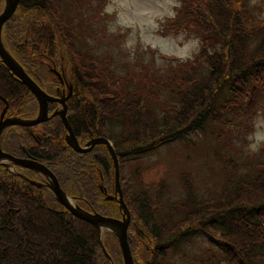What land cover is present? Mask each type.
Listing matches in <instances>:
<instances>
[{
	"label": "trees",
	"instance_id": "trees-1",
	"mask_svg": "<svg viewBox=\"0 0 264 264\" xmlns=\"http://www.w3.org/2000/svg\"><path fill=\"white\" fill-rule=\"evenodd\" d=\"M60 1L63 0H20L2 26V41L25 72L52 94L56 93L54 84L48 81L56 77L49 67L65 72L72 86L66 100L67 120L80 142L98 136L114 139L120 184V162L124 157L141 155L189 132H205L208 124L214 127L216 138L220 139L225 127L231 137L240 136L252 117L264 114V16L255 13L252 0H179L165 27L194 31L200 38V49L190 60L175 63L174 58H168L173 63L170 74L182 77L177 84L168 78L169 73L163 78L138 66L132 73L115 76L109 64L106 67L92 56L91 49L84 54L76 50L81 35L71 25L64 26L60 18L57 26L67 31L69 39L64 33L59 35L57 63V51L50 45L54 40L47 41L43 35L49 29L44 17L51 13L53 5V15L60 16ZM80 2L73 1L77 7H81ZM17 16L20 20L11 24ZM35 23L44 26L36 28ZM30 36L35 37L32 40ZM44 40L50 43L47 48L42 46ZM160 90L169 97L161 98ZM3 99L7 102V116L28 118L37 113L31 92L0 60V112L5 106ZM54 108L56 104H50L49 110ZM236 118L244 120L238 124ZM109 121L118 125L115 134L109 132ZM35 127L45 132L34 139ZM66 133L59 115H53L34 127H5L0 134V148L12 156L30 154L44 163L73 203L103 215H118V203L105 197L106 193L112 194L114 184L107 148L98 144L88 152H75L65 142ZM224 145L231 147L227 139ZM262 150L249 153L250 161L245 163L243 173L235 163L231 165L228 153L219 154L224 168L230 169L226 170L230 176L224 194L207 202L196 198L187 183V200L173 204L175 216L179 214L175 222L168 218L163 223L155 222L149 199L140 195L132 199L128 194L129 201L125 203L129 211L132 207L153 239L144 262L150 264L151 256L162 255L166 247L177 246L179 240L181 245V240L205 234L215 248L211 255L218 264L223 260L227 264H264ZM240 153L244 154L242 150ZM124 189L121 184L125 201ZM107 232L110 233L104 234ZM127 239L131 249L128 235ZM108 253L116 264L110 249ZM0 264L111 262L102 252L95 227L72 215L46 187L23 180L0 163Z\"/></svg>",
	"mask_w": 264,
	"mask_h": 264
},
{
	"label": "rangeland",
	"instance_id": "rangeland-1",
	"mask_svg": "<svg viewBox=\"0 0 264 264\" xmlns=\"http://www.w3.org/2000/svg\"><path fill=\"white\" fill-rule=\"evenodd\" d=\"M73 1H60V16L53 15L52 11L56 10L53 5L51 13L44 17L50 30L43 29V37L47 41H54L50 44L44 40L42 46L47 48V44H50L56 49L57 53L54 55H57V63L60 44L57 39L61 33L69 39L67 31L57 26V19L60 18L64 26L71 25L75 32L80 33L78 42L75 41L76 50L81 49L84 54L88 48L91 49L92 56H96L100 64L104 62L106 67L109 64L108 67L115 76L132 73L134 66H138L147 73L154 72L163 78L169 73L168 78L176 84L183 81L179 80L182 77H177L178 74H170L169 67L173 63L168 58H174L175 63L192 59L200 49V38L192 30L175 31L171 27H165L167 18L174 15L179 0H81V7H77V3L74 4ZM251 5L255 6V13L264 16V0H252ZM2 7L3 0L0 11ZM18 20L20 18L17 16L11 24H17ZM42 25L44 26L43 23H35L36 28ZM30 37L33 40L35 36ZM82 62L87 64L86 59H82ZM159 95L164 99L169 97L164 90H160ZM241 119L236 118V123L239 124ZM249 122V127L240 136L231 137L230 130L221 127L222 135L220 139L216 138L214 127L208 124L205 132H189L146 153L119 160L121 184L125 187L124 202L129 201L128 194L132 199H139V195L148 198L155 222L163 223L165 218L174 222L179 219V214L175 216L177 212H174L173 204L187 200V183H190L192 194L196 198L210 202V199L220 197L227 188L226 179L230 174L226 170L230 169L224 168L220 159L223 160V156L220 157L219 154L228 153L231 156V165L235 163V167L242 172L246 167L245 163L250 161L249 153L258 154L264 146L263 112H259ZM107 125L110 134L118 131L116 122L109 121ZM226 139L231 147L224 145ZM113 140H110L111 144ZM262 151L264 154V149ZM47 205L54 207L52 203ZM129 214L127 235L131 239L133 261L135 264H146L144 261L149 251L147 247L153 246V239L148 236L132 207ZM109 234L102 233V244L108 251L110 249L116 264H122L118 245ZM206 236L201 234L190 241L181 240V245L179 240L177 246L166 247L162 255L151 256L150 264H218L211 255L215 248L210 237ZM220 264L227 263L223 260Z\"/></svg>",
	"mask_w": 264,
	"mask_h": 264
},
{
	"label": "water",
	"instance_id": "water-1",
	"mask_svg": "<svg viewBox=\"0 0 264 264\" xmlns=\"http://www.w3.org/2000/svg\"><path fill=\"white\" fill-rule=\"evenodd\" d=\"M20 0H3V7L0 11V60L5 65V67L10 71V73L16 77L23 85H25L28 90L34 95L38 102V113L33 119H22L17 117H4V110L6 106L3 108L0 114V134L2 130L10 125H34L40 122H43L49 118L47 114V105L50 101L57 100L59 101L61 107L54 112L58 114L63 125L65 126L67 133L65 135L66 143L77 152H88L91 147L95 144H104L109 152L111 157L113 168H114V194L108 195L107 198H113L118 203V208L121 211V218L105 216L103 214L98 213L97 211H89L86 210L79 205L72 202L71 197L67 195L59 186V183L55 176L50 172V170L44 166L43 164L34 161L27 160L23 158L14 157L6 152H3L0 148V163H4L5 161H9L13 165H20L23 167H27L37 171L40 174H43L47 177L48 182L44 187H46L51 194L54 196L56 201L61 204L64 208H66L72 215L75 217L84 220L91 224L97 230L99 237V244L101 246L102 252L105 254L106 258L112 263L111 257L106 250L105 246L102 244L101 235L104 231H109L115 238L118 243L123 264H134L132 252L127 239V227L130 220L129 209L122 197V190L119 182V165L116 153L113 149V146L107 138L104 137H94L90 138L86 143L85 147H81L78 144V140L76 139L73 130L67 120L66 117V100L70 96L71 86H68V93L61 97L56 98L54 96L49 95L45 91H43L39 85L25 72L23 67L19 64V62L10 54V52L6 49L3 44L1 31L3 24L9 20V18L15 12ZM4 100V99H3ZM5 104L7 102L4 100ZM31 183L42 185L41 183L35 182L31 180Z\"/></svg>",
	"mask_w": 264,
	"mask_h": 264
},
{
	"label": "flooded vegetation",
	"instance_id": "flooded-vegetation-1",
	"mask_svg": "<svg viewBox=\"0 0 264 264\" xmlns=\"http://www.w3.org/2000/svg\"><path fill=\"white\" fill-rule=\"evenodd\" d=\"M49 69H51L52 71H53V74L55 75V77H56V80L55 79H52V82L51 81H48V84H54V92H56V93H54V94H52V93H50V92H48V91H46V90H44L43 89V87L40 85V83L38 82H36L35 81V78L34 77H32V76H30L38 85H39V87L43 90V91H45L46 93H48L49 95H51V96H54V97H56V98H61V97H63V96H65L67 93H68V91H69V89H68V86H71L70 84H69V80H68V78L66 77V75H65V72L63 71V70H61V71H58V70H56L55 68H50L49 67ZM27 73V72H26ZM28 74V73H27ZM28 75H30V74H28ZM40 82H42V83H46L47 81H40ZM32 94V93H31ZM57 94V95H56ZM71 94H72V86H71V90H70V96H71ZM32 96H33V98H34V100H35V102H36V107H37V113H38V102H37V100H36V98L34 97V95L32 94ZM69 96V97H70ZM68 97V98H69ZM52 103H55L56 104V108H54V109H52L51 111L49 110V106H50V104H52ZM5 106H6V108H7V104H5ZM4 106V107H5ZM60 103H59V101H57V100H54V101H50L49 103H48V105H47V114H48V116H49V118L48 119H50L51 118V116H53V115H58V114H55L54 112H56L59 108H60ZM3 107V108H4ZM3 108H2V110H3ZM2 110H1V112H2ZM5 111H6V109L4 110V117H17V118H20V117H18V116H7L6 114H5ZM1 112H0V114H1ZM66 112H67V105H66ZM37 113L34 115V116H31V117H28V118H22V119H33V118H35L36 117V115H37ZM47 119V120H48ZM47 120H45V121H47ZM45 121H43V122H45ZM40 123H42V122H40ZM40 123H37V124H34V125H27L28 127H34V126H37L38 124H40ZM18 126H23V125H18ZM43 128H44V126H43ZM42 128V129H43ZM3 131V130H2ZM34 131H35V134H33L34 136H33V138L35 139V137H37V136H39V135H42L43 133L42 132H45V129L44 130H41V131H39L38 129H36V127L34 128ZM2 133V132H1ZM74 133V132H73ZM75 135V134H74ZM75 137H76V139L78 140V144L81 146V147H85V143L90 139V138H88L85 142H80V139H78L77 138V136L75 135ZM92 138H94V137H92ZM64 139H65V137H64ZM66 142V141H65ZM67 144V143H66ZM100 144H102V143H100ZM96 145H98V144H95V145H93L92 147H91V149L90 150H92ZM104 145V144H103ZM106 147V146H105ZM2 150V149H1ZM3 152H6V151H4V150H2ZM75 152H77V151H75ZM6 153H8V152H6ZM79 153H82V152H79ZM109 153V152H108ZM9 154V153H8ZM11 155V154H10ZM14 157H18V158H23V159H27V160H34V161H37V162H39V163H41V164H43L44 165V163H42V162H40V161H38V160H36V159H34L33 157H31V155L30 154H28V155H25V156H14ZM111 158V157H110ZM2 164H4V166L7 168V169H9V170H12L13 172H15L16 174H18L23 180H25V181H27V182H29V183H31V180L32 181H35V182H40L43 186L44 185H46V183L48 182V180H47V177L46 176H44L43 174H40V173H38L37 171H35V170H33V169H30V168H27V167H23V166H20V165H16V164H12V163H10L9 161H5L4 163H2ZM45 166V165H44ZM48 168V167H47ZM49 169V168H48ZM23 170V173L21 172ZM50 170V169H49ZM50 172L52 173V171L50 170ZM53 174V173H52ZM54 175V174H53ZM55 176V175H54ZM56 178V177H55ZM35 179H38L39 181H37V180H35ZM57 179V178H56ZM58 181V180H57ZM59 183V182H58ZM31 184H33V183H31ZM33 185H36V186H40V185H37V184H33ZM59 186H60V184H59ZM61 187V186H60ZM100 189H102V187L100 186L99 187ZM61 189L67 194V195H69L66 191H65V189H63L62 187H61ZM105 189H103V192L105 193ZM114 194V186H113V191H112V194H110V193H106V196L105 197H107L108 195H113ZM71 197V196H70ZM71 200H72V202H73V199H72V197H71ZM86 199L85 198H83V201H85ZM87 201V200H86ZM61 205V204H60ZM80 206V205H79ZM80 207H83V206H80ZM119 210V209H118ZM120 212V211H119ZM119 212H118V215L116 214V213H113L114 215H105V216H111V217H116V218H120L121 217V215L119 216ZM121 214V213H120Z\"/></svg>",
	"mask_w": 264,
	"mask_h": 264
}]
</instances>
